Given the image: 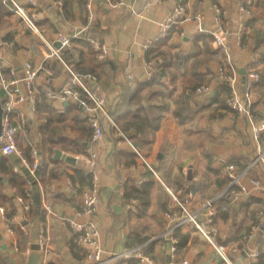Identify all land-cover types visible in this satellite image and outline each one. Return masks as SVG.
<instances>
[{
	"label": "crops",
	"instance_id": "1",
	"mask_svg": "<svg viewBox=\"0 0 264 264\" xmlns=\"http://www.w3.org/2000/svg\"><path fill=\"white\" fill-rule=\"evenodd\" d=\"M21 1L29 10L37 13L43 36L27 27L20 15L14 11L13 13L5 12V15L0 17V40H9V44L4 49L7 67L13 66L21 73L27 61L50 67L53 69L52 75L41 74L36 81V87L38 91L48 89L53 92L60 91L63 85L70 81L71 74L55 56L48 55L51 51V43L53 45L57 40V31L63 30L72 34L81 29L85 31L88 24L95 23L101 39H104L103 44L109 50L106 53L107 56L117 63L115 80L110 91L102 92L99 85L96 82L93 83L99 94L106 97L108 109L117 102L123 85L130 80L137 83L143 79L145 76L144 42L159 32L160 22L168 10L176 3L183 2L187 10V18L168 35L166 51L174 52L182 49L191 58L186 63L185 74L184 70L180 71L175 66L171 67L173 73L178 75L175 80L177 90L174 100L171 101V109L163 117L153 142L145 148L147 154L144 152L145 157L150 164L159 167L162 174L167 171L171 182L177 175L185 174L188 181L194 179L208 183L203 193L196 194L198 205L202 203L201 199L212 195L211 191L214 190L217 182V173L213 169H219L221 162H234L240 169L251 168L250 163L255 156L257 142L249 119L245 115L233 113L215 100L217 94L221 102L225 97L219 79L221 70L226 68L222 67L225 58L231 61L230 69L235 70L241 89L244 86L243 70H246L247 74L251 68L264 70V40L263 46L255 51L253 35L252 38L247 37V40L243 41L244 34L251 32V28L249 31L247 29V32L245 28L240 36V7L247 0H146V5L141 12L133 9L135 0H124L123 3H119V0H95L91 10L87 8V5H83L82 9L75 0L76 18L71 21L65 19L62 14V0H36L35 4L29 3V0ZM248 1H251L254 6V16L258 18L256 22L258 30L264 31L263 11L257 10V2L261 4L264 0ZM215 6H221L224 9V24L216 22ZM90 13L93 14L92 17ZM198 14L202 17H198ZM220 28L227 29L228 33L224 45L219 48L214 41V36L213 40L207 36H212L213 32ZM198 35L202 38L196 42ZM216 49L220 52L213 53L212 50L216 51ZM196 73L203 76L202 83L212 85L213 90L207 93L194 91L195 100L192 107L197 112L186 124H181L173 108L176 106L178 95L184 90L183 77ZM128 74H132L133 78L130 79ZM187 91L192 90L188 88ZM164 98L169 102L167 96ZM253 100L256 118L264 121V85L254 89ZM67 102L65 104L66 101H60L55 97L53 105L57 109H62L75 100L68 99ZM22 107L30 119L31 127L21 131L20 135L31 132L38 140L36 145L33 143L31 145V158L32 146L35 145L40 151V173L42 168H46V177H48L52 170L57 169L59 177L43 185L44 220L34 216L33 213L29 215V209H25L18 198L15 200L16 212L10 218L12 223L7 217L6 210L5 213L0 211V253L7 256L14 264H28L32 245L39 243L41 227L47 223L51 234L48 264H84L83 256L77 248H74L73 232L63 217L77 215L78 209L81 208L84 187L74 185L69 175L73 174L76 166L87 171L89 155L78 156L79 154L67 152L60 146H56L51 160L48 145L40 141L39 128L42 119L36 115V110L30 108L29 101L23 103ZM84 109L86 110L85 107ZM100 120L104 127V134L97 142H89L88 152L90 154V151L94 149L98 153L101 194L98 211L94 218L101 229L103 246L107 253L123 251L129 246L127 245L129 234L132 231L139 232L146 239L131 246L146 243L147 250L150 243L155 241L153 250L148 249L149 254L153 256L157 264H168L167 260L171 253V247L168 248L170 240L162 238L161 235L170 223L166 212L173 208V198L155 172L149 173L145 160L132 154L131 145L122 138V133L114 128L115 125L102 114ZM62 131L71 138L77 139L69 128ZM260 141L264 144V131ZM56 149L74 156L77 162L74 164L63 158H55ZM11 156L20 157L19 155L8 157ZM21 165L26 166L23 161L15 166H18L20 170ZM19 170L15 169V171ZM250 174L264 183V164ZM165 178L163 177L162 180L167 185L171 188L175 187ZM148 180L152 181L149 185L146 184ZM130 184H134L141 191L134 193L128 190L127 187ZM144 190H147L146 198L149 204L143 213L144 206L141 208V205H143L142 191ZM6 191L12 193L10 184H7ZM249 193L248 196L234 202L235 209L231 217L227 219L220 217L217 221L219 231L216 239L218 236V241L227 244L229 252L241 250L236 260L232 258L231 253L229 254L236 264H257V259L251 253L258 254L257 238L264 235V217L259 218L256 214L264 209V186ZM33 197L34 193L33 196L31 194V198ZM1 206L5 209V206L0 203ZM47 206H50L51 212L48 211ZM23 224L29 225L30 228V233L25 234L29 237L27 245L22 248L18 244L16 248V243H19L22 237L21 232L24 231ZM238 226H240L239 232L236 229ZM182 232L187 230L183 229L180 234ZM231 232L236 233L235 240L239 238L238 241L228 240L234 239L233 236H229ZM198 236L200 237L198 239L190 238L184 250L178 247L173 258L174 264H193L195 261L199 264H226L219 258L214 247L200 234ZM233 247H236V250ZM185 259L188 260L187 263ZM122 260L125 261L124 264H133L132 260Z\"/></svg>",
	"mask_w": 264,
	"mask_h": 264
},
{
	"label": "trees",
	"instance_id": "2",
	"mask_svg": "<svg viewBox=\"0 0 264 264\" xmlns=\"http://www.w3.org/2000/svg\"><path fill=\"white\" fill-rule=\"evenodd\" d=\"M74 1L75 0H62V14L65 19L71 21L76 18L75 10H74ZM79 5L83 9V5L85 6L87 0H76ZM116 1V0H113ZM183 3V2H181ZM264 2L258 4L257 2V10L263 11L264 16ZM221 7V6H220ZM251 7H254L251 4ZM222 9V24L225 23V12ZM12 10L9 8L7 4L0 0V17L5 15V12ZM251 16L246 20V32L247 29L251 28V32L245 33L243 36V41L247 40V37H251L253 35L255 41V51L263 46L264 40V31L257 28L258 18L254 16V9L252 10ZM13 13V12H12ZM261 16V18H263ZM38 22V21H37ZM87 24V23H86ZM39 25V23H38ZM86 26V25H85ZM40 27V25H39ZM178 27L175 25L172 27L170 32ZM58 32V31H57ZM168 33V35L170 34ZM73 34V33H72ZM161 38L160 40L154 41L151 47L145 52V59L150 63L149 68L152 73L150 78L146 76L143 77L139 82H130L123 85L122 91L118 97L117 102L113 107H109L108 112L113 117L116 125L115 129L122 131L126 137L139 149L142 155L145 157L146 150L145 148L149 146L150 143L153 142L156 131L159 129L162 119L171 109V101L174 100V94L177 90V84H175V80L178 77L176 73H173L171 70L172 66L178 68V70H184L185 74V66L186 63L190 60L191 56L182 49H177L174 52H167L166 46L168 45L169 36ZM208 38L213 40V35L207 36ZM202 38L201 35L196 37V42ZM98 40L101 42V35L98 32V28L95 23L91 25H87L85 29V34L79 33L78 35L73 37L72 46L66 47L63 49L62 53L65 57L67 63L72 67V69L81 76L85 81L88 79L87 76L91 75L94 77L93 81L99 85V88L102 92L107 93L110 91L112 84L115 80V73L117 69V63L114 59L105 54L104 56L100 55V50L96 48V46L92 43V40ZM102 43V42H101ZM196 44V43H195ZM222 45L219 46V48ZM219 49L213 51V53H218ZM220 52V51H219ZM225 57V55H224ZM54 65V63H52ZM222 67H226V69H230L231 61L227 58L224 59L222 63ZM251 70L258 71L260 73L259 79L254 82L251 86L252 96L253 91L256 88L262 87L264 84V70H258L255 68H251ZM52 75V74H51ZM221 76V75H220ZM219 78V75H218ZM220 79V86L225 93L224 101H219L218 94L215 95V100L222 106L228 108L230 111L232 109L228 106L226 102L227 96L231 93V85L230 81L227 78ZM203 81V76L196 74L193 75H185L183 77V88L184 90L180 95H178L176 99V106L173 108V112L177 119L181 124H186L197 112V110L193 109V104L195 100V92L197 91V87L200 86ZM87 82V81H86ZM93 82V83H94ZM249 85V73L247 74L246 81L244 82V86L247 87ZM190 88L192 91H187ZM1 90V96L4 99V91ZM242 90V89H241ZM195 91V92H194ZM203 93V92H198ZM168 97L169 102L166 101L164 97ZM81 98L86 97L90 100L86 94L82 91L80 96ZM158 100V102H155ZM53 101L55 98L50 96L46 90H40L37 94L36 101V115L42 119V123L40 125V141H43L44 144H47V148L49 147L50 158L52 160L54 149L56 146H60L67 152H74L76 154H85L89 155L88 152V144L91 142V135L93 132V127L91 124V120L89 119V115L84 109V105L82 104L81 99L75 100V102L70 103L69 105L63 107L62 109H57L53 105ZM254 105V103H253ZM233 112V111H232ZM234 113V112H233ZM18 122V117H16L15 124ZM66 128H69L71 132H73L77 139L71 138L70 135L65 133ZM62 131V132H61ZM25 134V133H24ZM23 135H18L17 140ZM122 138L126 140V138L121 135ZM262 136V134H261ZM261 140V137H260ZM263 141V140H262ZM87 142V145L85 144ZM31 145L32 143H21L19 144L20 148L23 150V156L32 160L31 158ZM132 154L137 157H141L133 148ZM145 152V154H144ZM256 154V153H255ZM147 155V154H146ZM133 157V156H132ZM142 158V157H141ZM146 158V157H145ZM253 160V159H252ZM251 160V161H252ZM22 161V156H11L8 157L0 153V203L5 206L7 217L10 218L16 212L15 200L19 195L25 196L26 200L31 197L28 196V193H31L33 197V203L29 209V215L38 216L40 219L44 218V193H43V185L53 182L58 179L59 173L57 169H54L50 172L49 176L46 177V168L41 169V173L39 176L35 178L32 176L30 169L26 166H20L21 169L19 171H15V165L19 164ZM231 161L221 162V166L219 169H213L217 173V182L214 186V190H212V195L208 198L205 197L199 200L200 202H204L209 198H212L219 194L229 183L230 177L228 174V164ZM234 163V162H233ZM237 166V164L235 163ZM259 163L251 168H248V175L252 176L250 173L261 166ZM157 172L162 176L160 179L164 184H166L162 179L166 177L173 186L175 191L182 190L183 193L193 192L195 194L203 193L204 187L209 184L204 180L196 181V180H187V176L185 174L177 175L173 178V182H171L169 173L165 171L162 174L159 167H155ZM238 168V167H237ZM247 168V167H246ZM240 169V168H238ZM245 169V168H241ZM253 169V170H251ZM39 170V168H38ZM73 174L70 173V178L74 185L82 186V190H86V188L91 183V178L89 174V170L85 171L83 169L74 167ZM251 170V172H250ZM149 173L153 174L154 172L148 168ZM33 177L32 184H29L26 180V177ZM152 183L151 180L146 181V184L149 185ZM7 184H10L13 191L12 193H8L6 191ZM167 185V184H166ZM169 186V185H168ZM180 188V189H179ZM128 190L137 193L140 188L136 187L134 184H130L127 187ZM83 191V192H84ZM147 190L142 191L143 198V207L142 211H146L147 205L149 204L148 199L146 198ZM145 194V195H144ZM249 192L243 193L240 197H233L229 192L222 194V196L216 200L215 208L217 210L216 221L221 217L222 219H227L231 217L233 211L235 209L234 202L239 199L248 196ZM200 203V204H202ZM264 210V209H263ZM257 217H264V213L262 210L260 213H256ZM65 217L63 219L65 220ZM45 219V218H44ZM43 219V220H44ZM66 222V220H65ZM12 223V222H11ZM67 223V222H66ZM68 224V223H67ZM69 225V224H68ZM70 227V226H69ZM71 228V227H70ZM186 229L187 232H180ZM237 232L240 230V226L237 228ZM72 230V229H71ZM180 231V232H179ZM21 232V231H20ZM24 232V231H23ZM21 232V240L18 244L19 247L25 248L28 241V236L25 235V232ZM73 232V242L74 248H77L80 254L83 256L86 261V250L83 246L78 244L75 240L76 233ZM195 229L192 225L188 224L179 228L176 232V235L179 236V244L178 247L180 250H184L190 238L198 239V234H195ZM235 232H231L229 236H233L235 240ZM1 236V235H0ZM200 238V237H199ZM146 238L142 237L139 232L132 231L129 234V239L127 241V247H131V245L135 243L143 242ZM218 239V236H217ZM239 239V238H238ZM235 240V241H238ZM220 242V241H219ZM155 241H152L147 248V251L154 248ZM223 243V242H221ZM241 245V243H240ZM257 246H258V256L255 257L257 259V264H264V235L263 237L257 238ZM149 249V250H148ZM232 254V258L236 260V257H239L241 254V250L234 252L230 250L229 254ZM124 260L120 259L115 261L112 264H124ZM128 262V261H127ZM85 263V262H84ZM129 263V262H128ZM0 264H14L7 256H3L0 253ZM82 264V263H81ZM193 264H199L198 262H194Z\"/></svg>",
	"mask_w": 264,
	"mask_h": 264
},
{
	"label": "built area",
	"instance_id": "3",
	"mask_svg": "<svg viewBox=\"0 0 264 264\" xmlns=\"http://www.w3.org/2000/svg\"><path fill=\"white\" fill-rule=\"evenodd\" d=\"M9 8L16 14L20 15L27 27L33 32L43 36L42 31L38 25L37 13L29 10L25 3L21 0H3ZM36 0H29V3L35 4ZM95 0H87V8L91 10ZM124 0H119V3H123ZM251 1H246L241 4V23H240V36L246 28V20L251 16L253 7H251ZM90 13V17H92ZM187 16V10L183 3L179 2L172 6L165 17L160 22L159 32L151 39H148L143 44V51L146 52L154 41L168 35L173 26L178 25ZM198 17L202 15L198 14ZM215 20L217 23L222 22V9L220 6H215ZM84 31L81 29L73 34L59 30L56 34L57 40L61 41L62 47L56 48L51 43V51L48 55L55 56L60 63H62L69 73L71 74L70 81L66 82L58 92H53L51 89L47 90V93L52 97L59 98L60 101H67L68 99L82 101V104L86 108V111L91 120L93 132L91 135V142H97L104 134V127L100 120V115L106 116L114 125H116L113 117L108 112L107 100L105 96L99 94L93 85L94 77L87 76V82L79 76L72 67L67 63L63 56V49L72 46L73 37ZM228 30L218 29L213 32L214 41L217 46L224 45L226 41ZM92 43L100 50V56H104L108 53V48L105 44L98 40H92ZM9 44V40H0V89L4 91V99L2 98V104L4 108L3 116V128L0 135V153L3 155H19L22 156L23 163L30 169L32 176L36 175V172L40 166V151L37 146L32 147V160L25 158L23 152L17 144V137L21 131L31 127L30 119L22 107L23 103L29 101L31 109L36 110V101L38 89L36 87V81L41 74L46 76L53 73V69L43 65H35L32 61H27L24 65L23 72L21 73L15 67H7L5 63L4 49ZM145 60V76L150 78L152 73L150 71V63ZM249 85L243 86L241 90L239 82L237 80V74L234 69H222L221 76L227 78L230 81L231 93L227 96L226 102L234 113L245 115L250 122V126L253 135L256 139V154L250 163V167H253L259 163L264 164V144L261 143L260 137L264 131V121L258 120L253 111V96L251 86L256 82L260 73L255 70L249 72ZM132 79V74H128ZM213 90L212 85L201 84L197 87L198 92H211ZM82 91L90 99L86 97L81 98ZM92 102V104L90 103ZM16 117L18 122L15 124ZM117 126V125H116ZM122 135L129 142L131 147L145 160L147 166L155 172V174L161 179L160 174L157 172L154 165L142 155L139 149L126 137L121 131ZM78 156H82L79 154ZM88 170L91 178L90 185L83 193V200L81 208L78 209L77 215L66 216L65 220L76 233L75 240L78 244L83 246L86 250V261L84 264H112L114 261L120 259L132 260L133 264H157L151 254L146 250V243L140 245H134L125 248L123 251H113L107 253L101 239V229L94 218L98 211V204L101 194V182H100V170L98 162V153L92 149L88 157ZM230 181L228 185L216 196L207 199L202 204H197V195L193 192L183 193L180 189L175 191L170 186L166 185L167 190L170 192L174 206L172 209L166 212V215L170 218V223L166 231L161 237L168 238L171 243V262L174 264V256L178 251V236L176 232L179 228L188 224L192 225L195 232L200 234L205 240H207L216 250L219 258L226 264H236L229 255V246L225 243H221L216 239V235L219 231V226L216 221L217 210L215 208V202L222 194L229 192L233 197H240L243 193L251 192L255 189H259L264 186L261 179L255 176L248 175V169H238L235 163L231 162L227 166ZM16 170H19L18 166H15ZM247 177V178H246ZM26 180L29 184H32L33 177L27 176ZM31 197V193L27 194ZM19 201L23 203L25 209H30L33 198L26 200L25 196L19 195ZM49 212H51L50 206H47ZM0 211L5 213L4 207H0ZM264 213V210H262ZM22 228L25 234L30 233L29 225L23 224ZM51 234L49 232L48 224L45 223L41 227L40 232V249L42 252L41 264H48V255L50 250ZM18 248V243H16ZM236 250V247H233ZM252 256L256 257L257 252H252ZM188 260L185 259V263Z\"/></svg>",
	"mask_w": 264,
	"mask_h": 264
},
{
	"label": "water",
	"instance_id": "4",
	"mask_svg": "<svg viewBox=\"0 0 264 264\" xmlns=\"http://www.w3.org/2000/svg\"><path fill=\"white\" fill-rule=\"evenodd\" d=\"M146 5V0H135V3L133 5V9L136 12H141L144 7ZM81 34H85V31H82ZM104 39H101V42L103 43ZM54 46L56 48H61L62 47V43L59 40H56L54 42ZM247 71L243 70L242 71V75H243V81H246V76H247ZM68 102L66 101L65 104H67ZM3 116H4V108H3V104H2V96H1V90H0V135L2 133V128H3ZM87 145V143H85ZM55 158H63L65 160H67L70 163H76L77 159L72 156L69 155L67 153H63V151L61 149H56L55 151ZM40 171L38 170L36 175L39 176ZM171 245L170 243L168 244V248H170ZM41 251H40V244L39 243H34L32 245V250L29 252V257H28V264H41ZM168 264H170L171 262V253L168 257L167 260Z\"/></svg>",
	"mask_w": 264,
	"mask_h": 264
},
{
	"label": "rangeland",
	"instance_id": "5",
	"mask_svg": "<svg viewBox=\"0 0 264 264\" xmlns=\"http://www.w3.org/2000/svg\"><path fill=\"white\" fill-rule=\"evenodd\" d=\"M21 141H23V143H25V142L26 143H33L36 145L38 140L34 137V135L31 134V132H27V133L23 134V136H21L18 139V141H17L18 146L21 143ZM35 145H33V146H35Z\"/></svg>",
	"mask_w": 264,
	"mask_h": 264
}]
</instances>
